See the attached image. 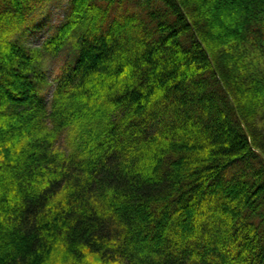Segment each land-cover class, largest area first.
Returning <instances> with one entry per match:
<instances>
[{
	"label": "trees",
	"instance_id": "16d2710c",
	"mask_svg": "<svg viewBox=\"0 0 264 264\" xmlns=\"http://www.w3.org/2000/svg\"><path fill=\"white\" fill-rule=\"evenodd\" d=\"M53 1L0 0V264H264V0H69L18 42Z\"/></svg>",
	"mask_w": 264,
	"mask_h": 264
},
{
	"label": "rangeland",
	"instance_id": "374dc122",
	"mask_svg": "<svg viewBox=\"0 0 264 264\" xmlns=\"http://www.w3.org/2000/svg\"><path fill=\"white\" fill-rule=\"evenodd\" d=\"M69 0H54L41 12L37 13L26 30L16 35V40L21 44L40 48L45 40L60 26L69 13ZM76 38L70 39L64 49L55 56L48 55L43 62V72L46 74L47 85L43 95L50 104L55 87V78L58 76L61 66L72 61L77 53Z\"/></svg>",
	"mask_w": 264,
	"mask_h": 264
},
{
	"label": "water",
	"instance_id": "95a60500",
	"mask_svg": "<svg viewBox=\"0 0 264 264\" xmlns=\"http://www.w3.org/2000/svg\"><path fill=\"white\" fill-rule=\"evenodd\" d=\"M244 130H245L246 137L249 139L250 136H249V133H248V131H247V129L245 127H244ZM263 159H264V156H263Z\"/></svg>",
	"mask_w": 264,
	"mask_h": 264
}]
</instances>
